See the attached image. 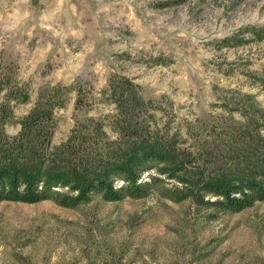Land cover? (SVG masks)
Returning <instances> with one entry per match:
<instances>
[{
    "label": "rangeland",
    "instance_id": "rangeland-1",
    "mask_svg": "<svg viewBox=\"0 0 264 264\" xmlns=\"http://www.w3.org/2000/svg\"><path fill=\"white\" fill-rule=\"evenodd\" d=\"M0 62L26 89L0 92V160L71 171L64 141L89 118L115 144L119 74L152 105L124 151L147 142L166 155L158 165L181 164L142 172L141 198L0 202V264H264V202L215 211L198 189L264 167V0H0ZM52 84L63 86L52 120L22 136Z\"/></svg>",
    "mask_w": 264,
    "mask_h": 264
},
{
    "label": "trees",
    "instance_id": "trees-1",
    "mask_svg": "<svg viewBox=\"0 0 264 264\" xmlns=\"http://www.w3.org/2000/svg\"><path fill=\"white\" fill-rule=\"evenodd\" d=\"M8 66L0 62V92L4 91L5 97L26 94V89L12 77ZM108 92L122 132L115 144L102 129L100 121L89 118L73 126L64 141L69 154L78 162L71 171H44L41 167L0 160V202L51 200L60 206L73 208L95 195L105 201L141 198L150 189V182L141 179L142 172L156 169L159 174L174 176L180 170L181 164L176 167L171 163L158 165L167 158L164 151L154 144L145 142L124 151L129 129L142 123V116L152 108L151 100L146 99L137 84L126 75L111 74ZM62 94L63 86L60 84L41 87L33 107L22 117L19 134L29 136L51 121L53 109L59 104ZM80 96L82 92L78 90V100ZM0 111L3 112L0 116L6 117L9 108L1 105ZM255 175L203 180L198 189L211 198L202 202L208 208L223 212H240L255 202H264V167Z\"/></svg>",
    "mask_w": 264,
    "mask_h": 264
}]
</instances>
